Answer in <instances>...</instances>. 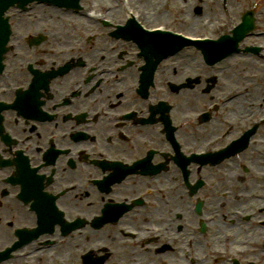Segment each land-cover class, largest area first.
Segmentation results:
<instances>
[{
    "label": "flooded vegetation",
    "instance_id": "af4514ba",
    "mask_svg": "<svg viewBox=\"0 0 264 264\" xmlns=\"http://www.w3.org/2000/svg\"><path fill=\"white\" fill-rule=\"evenodd\" d=\"M225 8L229 10L228 4ZM17 60L19 62L12 68L10 60H6L8 70L14 72V78L20 80L19 85L24 87L16 96L17 106L31 118H40L37 110L41 108L46 117L25 120L26 126L21 130L17 128L20 120L9 113L6 125L16 141L11 146H6L0 135L2 149L12 151L27 161L28 168L25 171L29 172L25 185L29 191L26 193L29 194V199L20 196L24 184L19 175L10 184V189H7L8 194L4 195L0 188V264H74L70 257L72 245L78 244V241L74 243L79 236L77 232L69 235H62L60 232L59 236H54L59 241L58 245L46 248L41 245L45 238L39 240L36 230L50 221H54V227L58 230L61 212L64 218H82L80 212L88 215L98 213L108 200L118 203L125 197L138 195L141 183L137 179H125L113 184L109 195L101 194L97 190L98 184L97 188H92L84 183L91 182L93 176L108 174L112 165L109 168L102 167L100 162L103 160L114 163L121 158L141 157L146 155L150 147L163 150L165 139L162 116L171 121L172 127V117L175 115L171 111H165L162 115L165 110L163 104L156 103L160 97L150 95L148 99H143L138 94V67L143 63L142 59H132L134 63L124 72V80L114 84L100 81L95 74L96 65L101 64L103 67L110 63L105 65L95 62L93 66H88L89 59H76L81 60L82 65L71 59ZM127 60L115 59L116 63L111 66L122 65ZM37 73L43 75L39 86L34 85ZM69 84H73L79 92L73 91L67 95L65 90ZM3 96L0 94V99ZM150 104L154 105L150 108ZM118 113H125V117L114 120V115ZM146 117H155V121L140 125ZM90 124L94 129L90 128ZM25 131H29V134L24 135ZM173 131L178 132L179 129L174 127ZM232 131L233 128L228 126L222 136H228ZM193 137L195 141L202 139L200 133ZM52 144L55 147L50 155L47 149ZM82 147L85 150L76 154L75 151ZM57 148L64 151L55 155ZM161 160L160 155H153L152 161ZM36 164H41V168L34 170L33 166ZM3 169L0 172H13L12 167L5 171ZM69 183H76L77 186L62 195L63 187ZM119 209L120 206H117L108 217L117 215ZM23 225L32 227V240L28 239L27 234H21ZM72 230L82 234V227ZM63 237L69 241L65 242ZM24 251L27 254L23 256L21 254Z\"/></svg>",
    "mask_w": 264,
    "mask_h": 264
},
{
    "label": "rangeland",
    "instance_id": "374dc122",
    "mask_svg": "<svg viewBox=\"0 0 264 264\" xmlns=\"http://www.w3.org/2000/svg\"><path fill=\"white\" fill-rule=\"evenodd\" d=\"M178 1L179 0H176V2H178ZM194 1H195V3H199V0H194ZM203 1H204L203 6L205 8V11L211 12L213 14V16L215 14H218L217 18L216 19L212 18L211 21L216 22L217 20H219L218 18H220L221 15L224 14L223 13V11H224V1L223 0H203ZM234 1L235 0H228V2L233 6V10H232L231 13H235L237 11L238 6H240V5L234 6ZM205 2L208 3V4H206ZM249 2H250V0H242V4L241 5H244L243 7H245ZM198 5L199 4H195L194 7H196ZM40 13L41 12L37 11V12H35V14L33 16H28L26 14L18 15L14 19H18L19 20L21 18H26V19H31V22H34V25L30 24L24 30L25 32L31 31L33 29L45 31L44 26H43L45 23L50 25V26H53L54 23L46 22L47 20H43V19L38 18ZM193 14L197 15L196 12H194ZM194 15L190 14L191 19H195V18L198 19ZM202 19H206V18L205 17L200 18L198 21H201ZM55 28H56V26L54 25V29ZM191 29H192V31H198V30H195L193 26H192ZM254 40L259 42V43H261V42H264V37L257 38V39H254ZM69 42H70V45H74V46L77 47V43H76L74 37L72 39H70ZM61 45H67V44L61 43ZM80 45H82L81 42H80ZM107 47H108L107 42L104 41V39L100 37L98 41H96L95 43L90 45L86 50L83 51V52L88 51L90 54H86V53L82 54L81 53L82 50L78 49V47H77V49L75 51V55L82 54V57H84L85 59H89L88 66L89 65L93 66L95 64V62L102 63V64L104 63L105 65L109 64V63H110V65L111 64H115L116 63L115 59H120V57L125 56V54H122L120 56L119 55L115 56L112 60L105 59V56H103L102 54L103 53H107V51H106ZM119 47L121 49L125 48L123 43H120ZM96 51H98L99 54H96ZM186 51L188 52V54L191 53V51L188 50V49ZM16 52L17 53H14V54L12 52L9 55V57H10L9 60L11 62L10 63V68L14 67L19 62L18 60L16 61V59H26L27 58L25 56V54H24V56L22 55V53L20 52L19 49L16 50ZM112 53H114V52H112ZM16 55H18V56H16ZM173 59H183V58L182 57H175ZM231 59H233V60H231L229 62H226L224 64L225 65V69L224 70H227V71L233 70V71H239V72H244V71L250 70V71H256L257 73H259V75H263L264 76V73H263L264 69L261 67V65L264 67V51H260L259 54H254L252 52H250V53H245L244 52V53H240V54L236 55L234 58H231ZM211 70L212 71H217V70L212 69V68H211ZM233 77H235V76H233ZM247 79L248 78L244 77L243 74H239V75H237V78L234 80V82H232L231 84L239 82V81L243 82V81H245ZM120 103H122V102L120 101ZM19 126H21V124H19ZM235 168H237V165L234 164V167H232V169H235ZM238 183L241 185L239 180H238ZM135 219L138 220L137 216H128L125 219V223L128 224V225L131 224L132 226H134V225H140L141 226L143 224V221H141V220H138V222H134ZM181 227H183V226H181ZM106 228L107 229H111L110 231L112 232V234H115L116 238L121 239L120 234H119V232H118L116 227L113 228V227L106 226ZM101 238H106V239L109 238V236L107 235L106 231L103 230V231L96 232L95 234H89L88 236L78 237L74 241V243L77 242V241H80V243L72 245L73 252L71 254L70 261L72 263H74V264H78L79 263L78 254L80 253V251H82L83 249L88 248L89 244H91V243H99ZM95 239H99V240L95 241ZM109 264H128L127 256L119 251L116 255L110 256Z\"/></svg>",
    "mask_w": 264,
    "mask_h": 264
},
{
    "label": "water",
    "instance_id": "95a60500",
    "mask_svg": "<svg viewBox=\"0 0 264 264\" xmlns=\"http://www.w3.org/2000/svg\"><path fill=\"white\" fill-rule=\"evenodd\" d=\"M220 42H221L220 45L217 47L220 52L215 55H212V54L208 55L207 59L213 60V59L222 58L224 55H226L227 51L231 49L234 43V39L233 40L221 39Z\"/></svg>",
    "mask_w": 264,
    "mask_h": 264
},
{
    "label": "bare ground",
    "instance_id": "6f19581e",
    "mask_svg": "<svg viewBox=\"0 0 264 264\" xmlns=\"http://www.w3.org/2000/svg\"><path fill=\"white\" fill-rule=\"evenodd\" d=\"M236 56V54L235 55H233V56H230V57H228V59H231V57L232 58H234ZM194 58H198L196 55L194 56ZM199 59V58H198ZM196 68V64L195 63H192V67H191V69H195ZM238 230L240 231V232H242L243 230H244V227L243 226H241V227H238Z\"/></svg>",
    "mask_w": 264,
    "mask_h": 264
}]
</instances>
